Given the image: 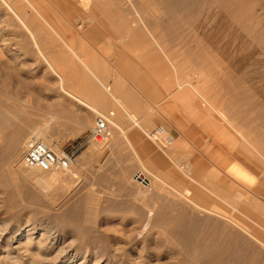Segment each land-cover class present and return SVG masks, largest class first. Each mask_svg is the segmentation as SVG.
Listing matches in <instances>:
<instances>
[{"label":"bare ground","instance_id":"obj_1","mask_svg":"<svg viewBox=\"0 0 264 264\" xmlns=\"http://www.w3.org/2000/svg\"><path fill=\"white\" fill-rule=\"evenodd\" d=\"M24 1L26 3L23 2V5L24 3L26 5L21 7H17L18 2L12 6L8 0H0V4L4 7L5 14L11 16L14 23L18 24L19 31L22 30L21 36L26 41L22 47L23 50L37 55L45 67L44 75L49 77L48 80L40 82L41 84L31 79L22 81L23 87L29 92L36 88L46 89L45 91L54 97L51 102L48 100L42 104L36 96L37 93L33 95L37 100V106L34 108H40L49 115L44 117L46 123L63 121V126H68L66 122H73L72 119L75 116V112L69 111L70 107L77 106L97 113L100 112L97 108L106 111L107 107L112 106L115 109V103H130L136 98L132 88L126 87L125 82L122 83L120 80L115 81L113 85H105L103 81L105 75L94 74L95 80L90 77L77 78L76 73L83 68H72L68 61L78 56L73 57L68 55V52L64 53L52 46L54 40L51 38L52 27L46 13L29 0ZM80 2L78 4L80 7L73 2L63 3V5L75 17L86 22L94 20L97 24L104 25L107 32L117 37L127 38L126 48H137L145 54L152 53L158 56V50L161 48L160 41L166 39L165 43L163 42L165 47H169L166 51L172 56L178 54L176 56L180 58L181 71L197 73L208 81L209 85H206L208 101L220 109L216 116H229L230 119L233 118L244 126L250 125L252 132L264 134V0H92L91 5L87 0ZM5 46L0 45V48L8 49ZM79 58L80 56L76 60ZM91 58L90 65L95 70L91 73L104 74L105 67L102 63ZM83 61L80 62L82 65H78L87 67V63ZM157 62L158 59H154L150 65L157 66ZM126 64V60L121 61L122 72H126ZM86 69L88 70V67ZM180 90L188 91L182 88ZM194 90L192 91L195 92ZM120 108L123 109V107ZM108 111L102 113L100 117L107 121L111 131L115 129L117 134L125 135L119 120V117L121 118L119 109L116 112ZM206 115L211 133L228 146L234 143L233 138L227 136L228 130H223L214 120L215 115ZM38 117L37 113L23 110L14 103L0 99V187L9 194V199L4 205L5 209L16 208V202L21 197V189L31 184L30 172L27 170L31 168H28L22 159L27 168L15 169L14 161L27 150L32 142H41L51 148L47 140V131L35 128ZM128 119L124 118L126 121ZM88 120L89 117H86L84 121L86 123L81 124L80 128H87ZM229 120L227 119L231 122ZM63 126L65 133L71 127L69 125L65 130L66 127ZM27 134L30 135L25 142L24 136ZM158 136H161V133L157 132L150 137L153 141H157ZM225 137H228L229 141ZM168 141L172 142L171 139ZM217 152L224 154L221 151ZM225 157L227 163L232 164V158L226 155ZM227 167L229 166L223 168ZM32 170L34 169H31V172ZM204 171L205 167L195 170L194 174L198 180L190 175V170H186V175L191 182L203 186V189L207 188L211 195L201 191L195 193L191 186L182 187L183 190H180L178 186L185 185V181L179 177H173L172 190L181 198L182 201H179L184 203L186 208L180 212L176 211V214L170 211L172 207L169 209L170 212L166 209L158 208L155 211L149 208L148 224L145 230L150 223L153 227L164 228L165 235H163L169 245L167 256L175 264H264V207L259 201L251 198L240 202L238 198L241 192L223 181L219 182V176L217 177L218 174L215 172L200 180L205 175ZM53 172L56 171L41 172L45 176L36 180L37 185H35L49 188L60 181V174H52ZM134 179L144 184L149 182L143 171H138ZM217 199L236 209L238 213L228 212L229 210L220 206ZM72 220L79 227L77 230L79 236L87 240L91 234L89 223L94 222V219L92 220L90 216L82 219L78 215ZM37 233L33 225H29V228L23 231L19 229L15 234L9 230L8 226L0 228V243H2L0 251L4 254L1 256L0 253V259L10 264H72L73 260L81 255V249L73 253L75 249L73 250L69 244L67 246L65 233H61V237L55 236V233L47 232L38 235ZM162 248L166 250V247ZM93 249V264H152L151 256L141 257L140 260L135 261L129 258L126 251L120 252V250L109 255L107 250L102 251V254L98 248ZM85 253L90 254V250H86ZM52 254L54 256L50 259ZM120 258L121 262H119ZM86 261L83 260L81 264L87 263Z\"/></svg>","mask_w":264,"mask_h":264},{"label":"rangeland","instance_id":"obj_2","mask_svg":"<svg viewBox=\"0 0 264 264\" xmlns=\"http://www.w3.org/2000/svg\"><path fill=\"white\" fill-rule=\"evenodd\" d=\"M8 1L12 6L18 2L20 6L17 5V7H21L23 2L26 3L24 0ZM29 1L33 5L39 6L46 13L52 27L51 38L54 39L52 46L64 53L68 52L67 54L73 57L80 56V60H76L78 57H74L71 61H68V64L72 65V68H83L82 71L76 73L78 75L76 76L77 78L90 77L95 80L94 74L96 76L105 75V79L103 78L105 85H113L115 81L120 80L122 83L125 82L126 87L132 88L136 97L146 94L149 84L159 86L166 95H170L174 91L180 90V88L188 90L192 93V96L195 95L194 99L197 96L195 100L199 99L197 103L205 113L215 115L214 120L217 121L218 125L223 130H228L227 136L233 138L234 141L228 147H231L230 150H234L235 148L234 156L237 157L236 159H240L242 162L251 165L255 174L251 171L248 173L245 170L243 171L242 165L233 163V158L232 164L227 163L224 154L206 149L201 141L203 137H206L207 133L201 129V124L197 120L198 118L195 113L191 111L188 113L184 112L180 109V106L168 101L160 104L147 102L145 105V112L154 119L155 126L151 130H146V135H142L145 143L151 147L149 158L158 167V171L154 167H151L150 164H147V161L141 162L139 154L134 150L135 148L131 147L126 139L121 137L122 135L117 136L115 129H112V136L108 143L98 142L92 136V129L96 126L101 114L107 113L108 110H115L116 112L118 107H125L124 109H127L124 103H119L121 106L115 103L118 105L117 109L107 107L105 111L97 108L100 111L97 113L80 109L77 106L70 107L69 111L71 113L75 112V116L73 115V122H66L68 126H63V121L60 122L62 125L59 122L46 123L44 117L48 114L41 111L42 109L40 108H34L37 106L36 96H38L42 104L48 100V102H51L53 96L49 95L48 91H45L46 89L36 88V90L33 89L29 92V90L23 87L22 81L31 79V81L36 80L37 84H41L43 81L48 80L49 77L47 78L44 75L45 67L37 55L23 50L22 47L26 41L21 36L22 30L19 31L18 24L14 23L11 16L5 14V9L0 4V45L8 47V49L0 48V99L4 102L14 103L23 110L37 113L39 117L35 128L47 131V140L54 152L57 154L69 153L74 155V164L70 169L52 173L60 174L61 180L49 188L36 186V180L45 176L42 175L43 173L35 170L31 172V169H27L30 172L31 184L21 189V197L16 202V208L9 210L4 208L5 203L9 199V194L0 187V228L8 226L9 230L15 234L19 229L23 231L28 229L29 225H33L38 231L37 235L49 232V234L55 233V236L61 237V233H65L67 246L70 245V247H73V250L75 249L73 253H76L77 249H81V255L76 257L72 264H81L83 260H87V263L84 264H93L94 255H92V252L94 251V247L98 248L102 254L105 250L109 251L108 254L111 253V255L120 250V252L126 251L129 258L135 261L140 260L141 257L151 256L152 264H175L167 256L169 245L165 241L164 228L160 226L153 227L150 223L149 228L147 227V230H145L146 224H148L147 214L150 209H155L156 211L159 208L169 211L170 207H172L170 211L176 214L186 208L184 203L181 202V205V198L172 190L173 177H179L185 181V185L178 186L180 190H183L186 186H191V189L195 193L201 191L207 195H211V192L209 193L207 188L204 187L206 191L203 189V186L191 182L186 175V170H190V175L198 180L194 174L196 165L190 161L188 162L187 158L193 160L201 152L208 156L200 162L205 167V174L210 173L214 169L210 159L218 166H229L231 178L249 185H236L227 177V173L225 175L224 171L220 172L216 170V172L220 173L217 175V177L219 176V182L223 181L239 190L242 196L238 198L240 202L251 198L259 201L264 207V134L252 132L250 125L249 127L244 126L233 118L231 120L229 116V118L225 117V114H223L224 117L216 116L220 109H217L208 101V86H206L209 85L208 81L197 73L181 71V61L176 56L178 54L172 56L166 51L169 48L165 47L164 43L166 39L160 41L162 49L158 50V56L152 53L145 54L137 48H126L127 38L117 37L113 33L107 32L104 25L97 24L94 20L86 22L75 17L63 5V3L73 2L77 7H80L78 4L82 0ZM85 1L83 0V2ZM87 1H90L91 5L92 0ZM25 3L24 5H26ZM14 6L16 7V5ZM18 31L19 33H17ZM63 47L65 48L63 49ZM91 57L99 61L100 64L102 63V66L105 67L104 74L91 73L94 70L89 61ZM154 59H158V65L152 67L150 62L154 61ZM82 60L85 61L83 63H87L88 70L84 65L83 67L78 65H82L80 63ZM122 60L127 61L126 72L121 71L120 63ZM32 76L33 78H30ZM186 78L188 79L186 80ZM193 89H195V92L192 91ZM34 94L36 96H33ZM86 117H89L88 127L80 128L82 127L81 124L86 123L84 122ZM133 117H131V124L136 123L138 120L137 117L132 119ZM227 119H230L229 121L231 122H228ZM240 124L243 126L241 127ZM47 126L49 127L47 128ZM62 126L66 127L65 130L69 127V133L67 131L65 133ZM158 127H163L166 133L163 134L161 130H158ZM193 127H195V130H193ZM182 129L190 132L186 136V147L172 155L171 148H173L175 143L171 146L172 142H167V140L170 138L176 141L181 139ZM123 131L125 132L124 136H127V131L125 129ZM157 132L161 133V136H158L157 141H153L150 136ZM29 135L24 136L25 142ZM116 138L122 140L121 146L115 145ZM225 138L229 141L228 137ZM25 151L14 161L13 166L15 169L21 170L27 168L22 162ZM158 157L161 159L159 160ZM138 171L145 173L149 181L148 184L135 181L134 176ZM217 202L220 203L221 207L227 211L229 210L228 212H232L233 214L238 213L236 209H233L221 200L217 199ZM162 206L163 208H161ZM78 215L82 219L89 216L92 217V220L94 219V222L89 223L91 234L87 240L79 236L77 232L79 227L73 223L72 219L77 218ZM250 223L256 227L254 223ZM0 246H2V243H0ZM162 247H166V250ZM86 250H90L91 255L86 254ZM53 254L50 256V259L54 256ZM2 255L4 254L1 253ZM119 262H121V258ZM6 263V260L0 259V264Z\"/></svg>","mask_w":264,"mask_h":264},{"label":"crops","instance_id":"obj_3","mask_svg":"<svg viewBox=\"0 0 264 264\" xmlns=\"http://www.w3.org/2000/svg\"><path fill=\"white\" fill-rule=\"evenodd\" d=\"M155 89L158 90L159 92L156 91ZM151 91H152V93H151ZM153 91H155V92H153ZM190 94L191 93H188V91L178 90V91H175L173 94H170L169 95L170 97H169V96L165 95V93L161 90V88L159 86L149 84V88H148V91H147L146 94H144L141 97H136L135 96L136 98L134 100H132L130 103H124L125 106L127 105V109H124V108L121 109V108L118 107V105H115V108L118 107V109H119V111L121 113L120 114L121 118L119 117L120 124H121L122 128L125 129V131H127L126 132L127 136H124V135L121 136L119 134H116V135L124 137L126 139L127 143L129 145H132L131 147L135 148L134 150H135L136 153L139 154V158H140L141 162L142 161L143 162L147 161V164H150V166L154 167L155 170H156L158 167H156L154 165L153 161L149 158L151 147L149 146V144L145 143L144 137L142 135V134L146 135L145 132H146V130H148V128H149V130H151L155 126L154 119L151 116H149L147 114V112H145L146 111L145 105L147 104V102L160 104L162 102L168 101V102H171V103H173L175 105L180 106V109L182 111H184V112L188 113V112L191 111V112L195 113L196 117L198 118L197 120H199V122L201 124L200 125L201 129L207 133L206 137H203L202 141H201V142H203V144L206 147V149L215 150V151H221L227 157H230V158H234L235 157L233 163L238 164V165H242L243 171L245 170L246 173L251 171V172H253L255 174V172L252 169L251 165H248L247 163L242 162L240 159L239 160L236 159V156H234L235 149L234 150H230L226 143L222 142L219 139V137H217L216 135L211 133L208 116L206 114H203L205 112L202 110V108H199L201 106L197 103V101L194 98H192L193 96L190 95ZM194 102L196 103V105H195ZM130 106H133V107H130ZM109 108H112V106H110ZM198 109H200L201 113H200V111ZM132 116L138 118V120L136 121L137 125H136L135 122L131 124V122H132L131 121V117ZM123 117L125 119L126 118H129V119L126 121V120H124ZM149 122H150V125H149ZM139 126H140V128H139ZM141 128L142 129L144 128V129L142 130ZM194 128L195 127H193V130H195ZM158 130H161L163 134L166 133V131H165V129L163 127H158ZM188 134H190V132L185 131V129H182L181 130V136H182L181 139L176 141L173 138H170L172 140V145L171 146H173L174 143H175L173 148H171V154L172 155L177 153L178 151H180L184 147H186V145H185L186 139H187L186 136ZM122 143L123 142H122L121 139H119V138L115 139V145L116 146H121ZM207 157H208L207 155H205L203 152H201L199 154V156L194 157L193 160H191L189 158H187V160H188V162L190 161L191 163L196 165V167L198 165L199 167L196 168V169H198V168H202L203 167L202 164H200V162L204 158H207ZM158 159L160 160L161 158L158 157ZM210 162L212 164V167L214 168L210 173H214L215 172V174L216 173L220 174V173L216 172V170H218L220 172L224 171V174L226 175V173H227V177L234 184H236V185H247V186L249 185L247 183L240 182V181H237V180H234L233 178H231L229 167L223 168L221 166H218L212 159H210ZM157 171H158V169H157ZM210 173H208V174H210ZM208 174H205L200 180H203L205 178V176H207Z\"/></svg>","mask_w":264,"mask_h":264},{"label":"built area","instance_id":"obj_4","mask_svg":"<svg viewBox=\"0 0 264 264\" xmlns=\"http://www.w3.org/2000/svg\"><path fill=\"white\" fill-rule=\"evenodd\" d=\"M92 136L98 142L107 143L112 131L107 121L98 118ZM24 164L31 169L40 172H52L68 170L74 164V155L69 153L57 154L47 145L41 142H32L27 148L24 157Z\"/></svg>","mask_w":264,"mask_h":264}]
</instances>
